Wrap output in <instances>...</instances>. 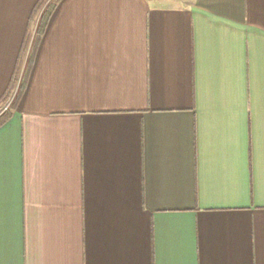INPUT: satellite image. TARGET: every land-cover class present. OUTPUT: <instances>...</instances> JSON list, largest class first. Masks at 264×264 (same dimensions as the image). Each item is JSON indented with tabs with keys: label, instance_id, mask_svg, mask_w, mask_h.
I'll use <instances>...</instances> for the list:
<instances>
[{
	"label": "crops",
	"instance_id": "crops-1",
	"mask_svg": "<svg viewBox=\"0 0 264 264\" xmlns=\"http://www.w3.org/2000/svg\"><path fill=\"white\" fill-rule=\"evenodd\" d=\"M39 1L0 0V264H264V0H62L38 40Z\"/></svg>",
	"mask_w": 264,
	"mask_h": 264
},
{
	"label": "trees",
	"instance_id": "trees-1",
	"mask_svg": "<svg viewBox=\"0 0 264 264\" xmlns=\"http://www.w3.org/2000/svg\"><path fill=\"white\" fill-rule=\"evenodd\" d=\"M61 1L62 0H40L39 3L36 5V8L34 10V17L38 16L39 14L41 17L40 24L38 27V33H37L39 36L38 40L44 35L46 28H47L48 21L51 18L55 8L59 5ZM32 61H33V56L30 59V63H29L30 68H31ZM25 85H26V81L21 85L19 92L17 94L16 100H15V103L12 106V109L16 107L19 99L23 95V92L25 90ZM10 118H11V112L9 113L6 112L5 114H3L0 117V127L5 125L9 121Z\"/></svg>",
	"mask_w": 264,
	"mask_h": 264
},
{
	"label": "rangeland",
	"instance_id": "rangeland-1",
	"mask_svg": "<svg viewBox=\"0 0 264 264\" xmlns=\"http://www.w3.org/2000/svg\"><path fill=\"white\" fill-rule=\"evenodd\" d=\"M11 96H12V95H11ZM11 102H12V101H9L8 104L5 105V108L7 107V109H8V111H6L7 113H9V112L11 111V107H9V105H10ZM6 112H5V113H6ZM5 113H4V114H5ZM1 114H2V111H0V117L3 115V114H2V115H1Z\"/></svg>",
	"mask_w": 264,
	"mask_h": 264
},
{
	"label": "built area",
	"instance_id": "built-area-1",
	"mask_svg": "<svg viewBox=\"0 0 264 264\" xmlns=\"http://www.w3.org/2000/svg\"><path fill=\"white\" fill-rule=\"evenodd\" d=\"M6 111H8L7 107L2 111V114H4Z\"/></svg>",
	"mask_w": 264,
	"mask_h": 264
}]
</instances>
